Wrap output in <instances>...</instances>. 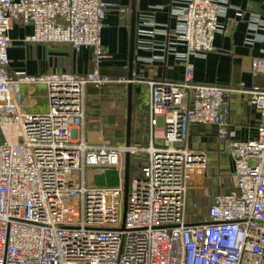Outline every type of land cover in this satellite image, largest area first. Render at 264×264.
Here are the masks:
<instances>
[{"label":"built area","instance_id":"1","mask_svg":"<svg viewBox=\"0 0 264 264\" xmlns=\"http://www.w3.org/2000/svg\"><path fill=\"white\" fill-rule=\"evenodd\" d=\"M108 8L104 0H0V264H264V87L238 88L260 115L252 141L231 139L228 90L197 83L188 65L181 82L149 83L147 148L88 143L79 132L87 88L130 83L101 72ZM227 9L228 0H185L174 10L186 55L215 51ZM14 23L33 28L26 43L92 49V71L12 73ZM252 75L264 76V57L252 61ZM35 86L47 90L46 112L30 111L37 100L23 88ZM193 125L218 127L234 188L195 203L201 214L188 221L189 191L203 189L208 165L188 146ZM127 152L147 159L129 179L125 209ZM90 167L115 169L120 184L89 186Z\"/></svg>","mask_w":264,"mask_h":264},{"label":"crops","instance_id":"2","mask_svg":"<svg viewBox=\"0 0 264 264\" xmlns=\"http://www.w3.org/2000/svg\"><path fill=\"white\" fill-rule=\"evenodd\" d=\"M183 1L185 0H104L109 8L102 35L106 58L101 72L113 78H124L130 83L104 86L100 90L87 88L85 119L79 132L88 143L126 145L128 106L131 98V146L147 148L151 140L149 83L181 82L185 78L188 65L193 67L197 83L217 85L228 90L224 105L229 110L225 121L229 125L231 139L241 142L257 139L260 115L250 103L248 94L238 88L241 84H245L248 89L264 87V76L252 75V61L264 57V28L256 23L258 18L264 21V0H228L226 14L219 20L222 31L215 37V51L199 57L186 55V47L174 38L178 27L174 10ZM154 30L161 33L152 34ZM33 33L30 26L13 24L10 37L14 45L9 51L12 73H26L30 76L51 73L85 75L92 71V49H83L77 53L65 44L26 43V37ZM27 92L34 93L37 100V105L31 112L48 111L46 88H23V93ZM116 97L126 100V136L122 142L112 144L107 139L110 138L111 130H120L122 114L116 113L111 122L105 120L109 125L99 116L102 107L107 106V101ZM135 114L142 117L139 125L145 130L143 139L133 132ZM188 146L207 156L203 189L195 191H199L197 203L201 207L208 206L210 196L225 194L234 188V162L227 143L220 139L218 127L215 125L191 126ZM141 155L144 162L147 155ZM131 162L132 155L130 177L139 172L138 169V172L131 175ZM100 172L107 171L102 169ZM117 176L120 179L119 174Z\"/></svg>","mask_w":264,"mask_h":264},{"label":"rangeland","instance_id":"3","mask_svg":"<svg viewBox=\"0 0 264 264\" xmlns=\"http://www.w3.org/2000/svg\"><path fill=\"white\" fill-rule=\"evenodd\" d=\"M108 104L107 106H103L102 109L100 110V116L99 118L103 117V120L111 122L112 118L114 116L116 117V113L121 112V123L119 127V131L113 132L111 130V135L110 138L107 139L112 144H117L120 141L122 142L125 139L126 136V100L122 98H112L107 101ZM141 116L139 114H135L133 116V132L137 136L139 134V137L143 139L145 130L139 125V121L141 120ZM102 119V118H101ZM105 121V122H106ZM107 124V122H106ZM109 125V123L107 124ZM111 126V125H110ZM108 130V129H107ZM113 132V134H112ZM141 154H137L132 156V162H131V175L138 172L139 165L142 164L144 157ZM102 168L98 167H90L86 169L85 172V177H86V182L89 186H104L107 187L108 185L111 186H118L119 185V180L118 178L113 179L111 176L108 177L112 172H115V169H106L107 172H100ZM119 174L118 172H116ZM108 175V176H106ZM116 180V181H115ZM199 196V191L195 190H190L189 195H188V200H187V220L190 221L193 219V217H198L199 214H201L200 209H195L194 204L197 203V199Z\"/></svg>","mask_w":264,"mask_h":264},{"label":"water","instance_id":"4","mask_svg":"<svg viewBox=\"0 0 264 264\" xmlns=\"http://www.w3.org/2000/svg\"><path fill=\"white\" fill-rule=\"evenodd\" d=\"M133 40H134V31L132 35V52H133ZM131 88V86H130ZM131 125H132V101L131 98L129 99V106H128V126H127V140H126V146H131ZM130 161H131V155L129 152L126 154V163H125V173H124V198H125V209L127 205V197H128V186H129V179H130Z\"/></svg>","mask_w":264,"mask_h":264},{"label":"trees","instance_id":"5","mask_svg":"<svg viewBox=\"0 0 264 264\" xmlns=\"http://www.w3.org/2000/svg\"><path fill=\"white\" fill-rule=\"evenodd\" d=\"M106 176H108V175H106ZM112 177L113 179H116V178H118V176H117V173L116 172H112V174H110L108 177ZM117 180V179H116ZM115 180V181H116ZM111 185H108V187H110Z\"/></svg>","mask_w":264,"mask_h":264}]
</instances>
